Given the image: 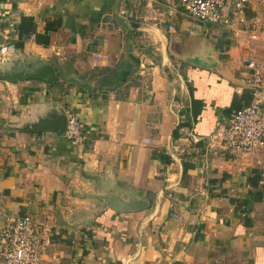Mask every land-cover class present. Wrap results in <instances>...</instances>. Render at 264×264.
<instances>
[{
	"label": "crops",
	"instance_id": "crops-1",
	"mask_svg": "<svg viewBox=\"0 0 264 264\" xmlns=\"http://www.w3.org/2000/svg\"><path fill=\"white\" fill-rule=\"evenodd\" d=\"M231 10L224 27L176 0H0L1 46L21 16L40 34L62 19L48 46L30 36L0 56V210L52 231V264H264V195L245 215L230 203L247 197L252 171L264 185V153L232 160L206 145L250 101L244 57L264 65V2ZM208 53L219 71L181 59ZM42 71L55 79L21 78ZM67 111L82 146L54 130Z\"/></svg>",
	"mask_w": 264,
	"mask_h": 264
},
{
	"label": "built area",
	"instance_id": "built-area-1",
	"mask_svg": "<svg viewBox=\"0 0 264 264\" xmlns=\"http://www.w3.org/2000/svg\"><path fill=\"white\" fill-rule=\"evenodd\" d=\"M182 11L193 21L208 25L231 26V14L244 15L249 0H176ZM264 2V0H261ZM260 21L253 19L244 31L248 40L255 41L260 30ZM173 31V27H169ZM240 31H235L238 36ZM14 51L12 44L0 47V56L6 57ZM251 51V47L248 48ZM243 63L249 69L245 86L250 91V101L235 111L228 122L210 135L206 145L216 154L232 160H246L264 153V65L252 56H246ZM144 70V68H142ZM65 140L74 147L82 146V133L78 116L66 112ZM149 143L148 140L145 141ZM52 231L28 217H12L0 210V264H52L58 261L50 253Z\"/></svg>",
	"mask_w": 264,
	"mask_h": 264
},
{
	"label": "trees",
	"instance_id": "trees-1",
	"mask_svg": "<svg viewBox=\"0 0 264 264\" xmlns=\"http://www.w3.org/2000/svg\"><path fill=\"white\" fill-rule=\"evenodd\" d=\"M61 26L62 19L60 17L47 20L45 24V31L43 34H40L36 32V23L33 17L21 16L19 22L14 28V35H16V38L13 41V45L15 49L20 50L24 47L25 41L30 36H34V40L37 44L48 46L50 43V34L52 32H57ZM196 105L197 103H193L194 109L196 108ZM240 108L241 107L238 109ZM238 109H236V111ZM248 186L250 189L245 199H230V203L234 205L235 210H240L243 215L250 211V208L247 207L249 202L256 203L263 200L264 185L261 184V173L259 171H252L251 176L248 178Z\"/></svg>",
	"mask_w": 264,
	"mask_h": 264
},
{
	"label": "water",
	"instance_id": "water-1",
	"mask_svg": "<svg viewBox=\"0 0 264 264\" xmlns=\"http://www.w3.org/2000/svg\"><path fill=\"white\" fill-rule=\"evenodd\" d=\"M117 22L120 24L119 18H117ZM174 55L178 58V55H176V54H174ZM181 59L183 61L190 63V64L197 66V67L206 68V69H209L212 71H219L220 70V66L213 59V57L211 56V53H208L206 56H201V54L192 55V56H184ZM27 77L40 78V79H44L47 81H53L55 79L54 75H52V73L49 74L47 71H42L39 73L26 74V75H23L21 78H27ZM67 82L72 84V85L79 86L83 89H87V87H88L86 83L80 82L74 76H70L67 79ZM65 129H66V121L64 120L62 127H57L54 130L63 133L65 131ZM106 201L109 203V205L111 207H113L114 209H118V210L137 209L138 206H142V203H143V202L139 201V202H137V204L131 203L130 205H126L124 203L122 204L120 201H116L115 199H106Z\"/></svg>",
	"mask_w": 264,
	"mask_h": 264
},
{
	"label": "rangeland",
	"instance_id": "rangeland-1",
	"mask_svg": "<svg viewBox=\"0 0 264 264\" xmlns=\"http://www.w3.org/2000/svg\"><path fill=\"white\" fill-rule=\"evenodd\" d=\"M195 29V32H197V34H199V32H200V29L199 28H197V27H195L194 28ZM195 36H197L196 34H193V35H191V34H189L188 35V37H190L189 39H191L192 38V40H195ZM194 38V39H193Z\"/></svg>",
	"mask_w": 264,
	"mask_h": 264
}]
</instances>
